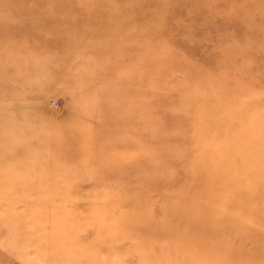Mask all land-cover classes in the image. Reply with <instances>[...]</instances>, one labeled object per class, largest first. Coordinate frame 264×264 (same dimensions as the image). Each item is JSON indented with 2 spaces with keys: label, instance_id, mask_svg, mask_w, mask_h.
<instances>
[{
  "label": "rangeland",
  "instance_id": "rangeland-1",
  "mask_svg": "<svg viewBox=\"0 0 264 264\" xmlns=\"http://www.w3.org/2000/svg\"><path fill=\"white\" fill-rule=\"evenodd\" d=\"M0 264H264V0H0Z\"/></svg>",
  "mask_w": 264,
  "mask_h": 264
},
{
  "label": "bare ground",
  "instance_id": "bare-ground-1",
  "mask_svg": "<svg viewBox=\"0 0 264 264\" xmlns=\"http://www.w3.org/2000/svg\"><path fill=\"white\" fill-rule=\"evenodd\" d=\"M198 171H201V170H199V168L197 169Z\"/></svg>",
  "mask_w": 264,
  "mask_h": 264
}]
</instances>
